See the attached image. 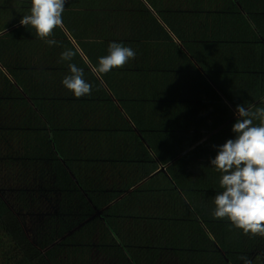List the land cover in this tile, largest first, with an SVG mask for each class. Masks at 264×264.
<instances>
[{
    "label": "crops",
    "instance_id": "crops-1",
    "mask_svg": "<svg viewBox=\"0 0 264 264\" xmlns=\"http://www.w3.org/2000/svg\"><path fill=\"white\" fill-rule=\"evenodd\" d=\"M254 2L256 0H67L63 28H56L51 37L58 44L49 46L37 37L31 25L26 27L20 23L24 15L30 14L31 0H0V91H8L7 95L0 93V101H15L11 87L29 101V94L16 76L21 73L29 76V53L36 57L34 66L61 67L68 71L70 64L84 70L95 68L81 42L90 43L89 52L99 58L108 54L111 42L122 43L136 52L135 59L120 68V74L104 77L96 74L128 124L118 120L121 124L114 123L105 130L95 128L98 137L93 141L86 162L75 168L79 172L83 169L92 173L103 171L112 158L101 166L98 147L106 143L112 153L120 136L115 133L127 127L138 137L135 149L130 144L127 152L139 165L149 168V174L142 180L156 174L169 180L172 198L163 206L159 205L161 208L154 211V217H145L158 218L160 224L163 218L169 227L157 222L123 229L129 235L123 246L141 250V255L137 256L140 260L131 255L135 251L130 252L134 264H244L241 257L264 260V236L246 235L229 220L212 215L214 197L222 189L221 173L210 161L218 154L219 146L236 137L232 131L238 118L236 106L242 104L253 110L264 107V37L257 32L247 36L233 33L236 30L231 32L232 17L220 19V14L232 9L251 18L248 11L253 9ZM261 8H264L263 2ZM254 28L257 30L256 26ZM37 38L41 44L39 51L34 52L31 46ZM130 38L136 39L135 46L142 48L129 45ZM94 42L106 45L96 48L91 44ZM65 50L79 53L85 64L75 57L62 60ZM101 51L105 52L101 55ZM50 58H55L54 63ZM26 81L29 84V77ZM227 89L232 93H227ZM120 93L122 98H119ZM233 93L236 96L233 97ZM120 101L129 102L125 106ZM94 114L90 112L87 119L79 113L74 125L91 124ZM132 115L143 120L142 128L135 124ZM57 118L62 126L67 122L60 111ZM71 122L68 121L69 126ZM82 126L79 125L80 130L75 131V135L84 131ZM16 155L18 153H10L8 141L0 140V183L4 185L17 172V163L23 168L19 177L25 180L29 172V156L19 153V161L14 162ZM58 158L69 167L64 158ZM119 159L125 160V157ZM176 164L182 168H177ZM111 170L112 167H106L105 172ZM9 190L19 193L15 191L18 189ZM9 206L20 216L19 207L12 203ZM77 210L76 218L81 214L79 207ZM72 211L76 212V208ZM73 238L75 244L79 236ZM50 239L56 244L47 247ZM40 242L45 252L57 243H64L47 234ZM69 246L73 248V244ZM113 252L114 248V257ZM54 259L58 263V255Z\"/></svg>",
    "mask_w": 264,
    "mask_h": 264
},
{
    "label": "trees",
    "instance_id": "trees-1",
    "mask_svg": "<svg viewBox=\"0 0 264 264\" xmlns=\"http://www.w3.org/2000/svg\"><path fill=\"white\" fill-rule=\"evenodd\" d=\"M241 1L243 2L244 0ZM262 2L264 4V0H256L254 2L253 9L248 11L252 14L251 18L250 16L248 18L247 14L239 10L233 12L231 9V11H225L223 14H220V19L221 17L231 16V32L236 30L233 33L239 36H247L249 33L257 32L259 36L264 37V8H261ZM254 26L257 27V30H255ZM33 40L31 50L35 52L40 48L41 42L38 38L37 41ZM128 40L127 43L129 45L135 46L137 44V40L134 38ZM81 43H83L84 53L87 54L93 66L95 68L98 67L99 57L97 54L89 52L88 47L90 48V43ZM91 44H94L96 48L99 45H106L105 42L101 44L100 42H94ZM135 47L139 50L142 48L139 45ZM104 49L105 47L102 50ZM104 52L101 51V55ZM74 57L85 64L84 59L79 53L76 52ZM35 59V55H30L29 53V84L26 81L27 75L22 73L16 75L23 89L29 94V101H25L26 98H22V95L16 88L11 87L12 90L10 91V93L14 91L15 102L19 109H22V105L24 109L29 108V133H33L35 136L34 151L30 154L32 158H29V162L32 163L37 158L39 161H43L46 157H51V160L56 164L61 181V191H63L62 203L65 204L62 205L63 211L69 212V208L73 210L79 207L81 214L77 219H80L82 216L90 214L92 206H96L98 210L105 209L109 216V218H106V223L111 227L116 226V230H114L116 232V241L120 243L118 247L114 248V251L118 252V256L114 255L113 257L116 264H134L130 252L135 251L131 255L134 259L136 257L140 260V257L137 256L141 255V250L127 249L123 246L124 243L128 242L129 237L123 229L132 226L142 227L148 224L156 225L157 222L160 224L158 218L145 217H154V211L161 208L159 205L163 206L167 203V200L172 198V192L168 190V186H170L169 180L166 176L159 177L157 174L147 180H142L143 176L149 174V168H145L146 165L141 163L139 165L133 156L127 152L130 144L135 149V139H138L134 132H131L133 130L127 127H124L125 131L115 133L116 135H120V139L118 138L119 142L116 143L117 147L114 146L112 153H110V145L106 143L98 147L97 151H100L98 156L101 166L105 165L109 158H112V162L109 163L110 165H105L103 171L99 170L97 173H92L86 169L81 170V172L75 169L76 165L79 166L86 162V157L93 145V141L98 137L96 136V131H94L95 128L97 130H105L107 126H114V123L119 124L120 121L122 123V120L127 125L128 121L121 114L116 102L110 99L107 90L93 70L83 69L84 78L92 85L91 95L77 98L62 83L63 79L71 74L70 70L67 71L61 67H37L34 66L33 62ZM52 59L55 60V58ZM52 59L50 62L54 63ZM120 72L121 69L116 68V70H112L107 74H120ZM119 91H115V94L118 95ZM226 92L232 93L228 89ZM0 93L7 95L8 91L4 90L0 91ZM234 95L233 93V97ZM119 98H122L121 93ZM120 102L127 106L129 101ZM130 102L132 103V101ZM133 103L135 104L136 101H133ZM49 111H60L63 119L67 120V122L63 126L60 124L61 122L58 118H52V120L49 119V122H44L41 115L48 116L50 114ZM90 112L95 113L92 117L90 116L92 118L91 124L83 123L85 126H82V123H80L79 125L84 128V131L75 135V131H79L80 127L79 125H74V119L80 117L79 113H82L88 119L86 115L88 116ZM132 119L137 126L142 128L143 120L142 122L139 121L137 115H132ZM69 120H72L70 126L68 124ZM118 120L120 121L118 122ZM47 125L51 127V129L47 128V130L52 132L50 140L47 133L44 132L45 129H43ZM58 130H60L59 134L56 133ZM89 135L91 138H89ZM0 140L6 141V138L2 137ZM16 156L14 162L19 161V153ZM59 156L64 158L70 168L58 158ZM80 156L82 159H79ZM134 156L136 155L134 154ZM120 157H125V160H120ZM16 165L19 167L17 171L19 174H22L21 169L23 170V168L20 167L19 163ZM106 167H112L110 173L105 172ZM176 167L182 168V165L176 164ZM27 169L29 170V166ZM54 171L55 169H50L51 173ZM13 172H15V167ZM50 172L47 173V177L50 175ZM160 175L163 174L160 173ZM22 185L24 187L25 184L22 183ZM24 189L20 192V196H17L19 193L15 194L9 190L8 186L0 183V264H56L53 259L55 255H49L53 248L45 252L42 248L43 243L40 240L34 241L26 233L20 216L9 206L12 203L21 210L29 207V196L26 195L29 190ZM20 197L22 202L28 201V206L22 207L21 200H18ZM66 221L67 225H63L58 221V227L61 225V231L56 233L55 238L65 235L76 227V224L72 227V223L67 219ZM160 221L162 222L160 226L169 227L165 219L162 218ZM77 232H72L73 237H78L81 230ZM67 243L64 242L59 245L63 248ZM85 255L88 254L85 253ZM120 257H126L124 259L125 263H119L118 259ZM252 262L253 264H264V260L262 259L254 258Z\"/></svg>",
    "mask_w": 264,
    "mask_h": 264
},
{
    "label": "clouds",
    "instance_id": "clouds-1",
    "mask_svg": "<svg viewBox=\"0 0 264 264\" xmlns=\"http://www.w3.org/2000/svg\"><path fill=\"white\" fill-rule=\"evenodd\" d=\"M67 0H31L30 14L24 15L21 25H31L39 39L49 46L58 41L51 38L56 28H63V13ZM76 53L65 50L62 60H71ZM136 52L122 43L111 42L108 54L99 58L98 67L93 70L100 77L113 69L126 66L135 59ZM70 75L62 83L77 98L91 95L92 85L84 78V70L70 64ZM237 120L232 127L234 139H228L219 146L218 154L210 161L221 173L220 188L214 197L212 215L227 219L236 228L248 235L264 236V107L238 104ZM259 121V124H254ZM244 264H253L247 257H241Z\"/></svg>",
    "mask_w": 264,
    "mask_h": 264
},
{
    "label": "rangeland",
    "instance_id": "rangeland-1",
    "mask_svg": "<svg viewBox=\"0 0 264 264\" xmlns=\"http://www.w3.org/2000/svg\"><path fill=\"white\" fill-rule=\"evenodd\" d=\"M49 112L48 116L41 115L44 122H49V119L52 120V118L59 116V112ZM47 128L51 129V127L49 125L43 127L50 140L52 133ZM59 131L56 133L59 134ZM2 137H5L6 141L9 142L11 154H24L25 152L29 158H32L30 154L34 151L35 136L33 133H29V108L24 109L22 105V109H19L15 101H0V138ZM50 169H55L54 174L51 173L47 177ZM59 178L56 164L51 160V157H46L43 161H39L37 158L32 163L29 162V172L26 173L25 180L19 177L17 171L11 179L6 181L5 185L10 189H18L15 190L19 192L17 196H20L22 189L29 190L26 194L29 196V210H20V218L26 233L36 242L42 240V236L46 234L48 237H55L56 233L61 231V225L58 227V221L63 225H67V219L72 223V227L74 224H76V227L60 238L57 237V239L70 242L69 245L73 244V248L68 243L61 248L57 243L49 253V255H58V263L56 264H116L112 256V248L118 247L119 242L116 241V232H114L116 226L111 227L106 223V218H109L108 213L105 209L97 211V207L92 206L90 214L82 216L80 219H77L79 215L76 218V214L79 213L77 208L76 212L69 208V212L65 210L64 214L62 205L65 204L62 203L63 191H61ZM21 183L25 184L24 187L19 185ZM58 196L59 200L57 201ZM20 199L21 197L18 200ZM21 205L22 207L28 206V201L22 202ZM68 216L70 218H66ZM78 230H81V232L79 233V239L75 238L77 241L74 244L72 242L74 239L72 232ZM55 244L54 240L50 239L47 242V247ZM85 253L88 255H85ZM113 254L118 256L116 250ZM115 258L117 257L115 256ZM125 258L120 257L118 259L119 263H125Z\"/></svg>",
    "mask_w": 264,
    "mask_h": 264
}]
</instances>
